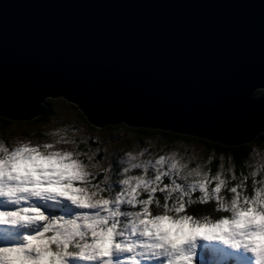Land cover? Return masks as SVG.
<instances>
[{
    "label": "water",
    "instance_id": "water-1",
    "mask_svg": "<svg viewBox=\"0 0 264 264\" xmlns=\"http://www.w3.org/2000/svg\"><path fill=\"white\" fill-rule=\"evenodd\" d=\"M264 0H0V117L63 98L94 127L264 133ZM247 142V143H248Z\"/></svg>",
    "mask_w": 264,
    "mask_h": 264
},
{
    "label": "snow or ice",
    "instance_id": "snow-or-ice-1",
    "mask_svg": "<svg viewBox=\"0 0 264 264\" xmlns=\"http://www.w3.org/2000/svg\"><path fill=\"white\" fill-rule=\"evenodd\" d=\"M53 135L0 142V264H264V160L237 174L180 144L101 157Z\"/></svg>",
    "mask_w": 264,
    "mask_h": 264
},
{
    "label": "rangeland",
    "instance_id": "rangeland-1",
    "mask_svg": "<svg viewBox=\"0 0 264 264\" xmlns=\"http://www.w3.org/2000/svg\"><path fill=\"white\" fill-rule=\"evenodd\" d=\"M49 108H51L52 112H50V117L47 119L45 125L42 127H39L38 123L36 122H32L31 124L16 123L12 126L13 128L16 129V131H22V132L26 131L27 135L25 136L18 135L13 137L10 143L14 145H11V147L15 146L18 142L53 143L55 139L60 138V136H54L53 133L63 132L64 136H68L72 134L73 130L76 131L77 139H79L88 130V126L85 124V121L80 120L78 118L77 115L78 113H80V111L77 109V107L74 104H71L66 101L64 102L63 98L60 97V98H54V102L51 103ZM76 124L77 127H75ZM110 126H116V128H112ZM122 126L123 124L119 123L116 125H105L100 128L96 127L98 128V130L90 129V131L93 132V134L95 135V140L99 143L98 146H94V147L95 149L99 148L102 151L100 153L102 154V157H105L106 154L109 152L117 153L122 156L123 153L126 151L129 150L139 151L140 149H147L149 152L159 153L161 151L169 150V148H172L176 144V143H164V139H160L159 140L160 144L159 146H157L156 140L142 139L141 137L134 138V136L136 137V134L128 130V128H126L125 126L124 127ZM38 131L39 132L42 131V133H46V134L41 136L40 138H37L36 136H38L37 135ZM154 138L159 139L157 138V136H155ZM193 143L194 144L190 145V149L182 146L180 150L184 151L186 149L188 154L197 156L199 158L197 162H201L200 160L204 161L205 158H202L205 154L202 147L203 145L197 142H193ZM5 145L7 146L6 143ZM56 147L61 149L71 148L70 145H64V144L56 145ZM77 148L78 150H81L78 147V145ZM249 155L251 158L250 160L251 163L264 160L263 147L260 145H252Z\"/></svg>",
    "mask_w": 264,
    "mask_h": 264
},
{
    "label": "trees",
    "instance_id": "trees-1",
    "mask_svg": "<svg viewBox=\"0 0 264 264\" xmlns=\"http://www.w3.org/2000/svg\"><path fill=\"white\" fill-rule=\"evenodd\" d=\"M253 98H261L264 97V91L262 89H256L252 94ZM54 102V99L47 98L42 104V112L41 114L32 120H24V121H13L8 120L5 118L0 117V142H4L7 144V147H11V145H14L11 142L13 137L22 135H27L26 131H16L15 128L12 126L16 123H25V124H31L32 122L38 123L39 127H42L45 125V122L50 117L51 108L49 106L51 103ZM65 102V101H64ZM78 118L80 120L85 121V124L88 126V130L84 135H82L83 138L90 141V145L86 143H79L78 147L82 151H87L88 147L91 146L95 149L94 146H98V142L95 140V135L92 130H98V128L90 125L86 119L84 118V115L80 112L78 113ZM123 125L122 127H124ZM77 127V124L76 126ZM109 127V126H107ZM112 128H116V126H110ZM128 130L136 134V137H141L142 139H148V140H156V145L159 146L160 139H164V143H176L180 144L184 147H187L190 149V145L194 144L193 142H197L202 144L203 151L205 152L204 156L202 158H205L204 160H207L209 156L212 157L211 161L208 164V167L210 170L215 171L221 164H223L225 167H227L230 164L234 166V169L237 174L241 172V170L247 172L250 169L246 167L247 164L251 163L249 152L251 151L252 145H260L263 147L264 150V133L259 134L254 140L251 142L238 145V146H224L218 143L210 142L206 139H200L196 138L194 136H189L185 134H179V133H172L170 131H163V130H157V129H145V128H134V127H127ZM20 132V133H19ZM46 133H42V131H38L36 136L37 138H40L41 136L45 135ZM133 135V134H132ZM157 136L156 139L154 138ZM163 143V144H164ZM250 145V146H249ZM99 149V148H96ZM102 151L99 149V155L102 157V154H100ZM245 157H248V159H245ZM203 161V160H200ZM250 184V181H249ZM214 209V203L213 204H207V205H193L191 206L188 211L189 213H200V214H207L210 210Z\"/></svg>",
    "mask_w": 264,
    "mask_h": 264
},
{
    "label": "clouds",
    "instance_id": "clouds-1",
    "mask_svg": "<svg viewBox=\"0 0 264 264\" xmlns=\"http://www.w3.org/2000/svg\"><path fill=\"white\" fill-rule=\"evenodd\" d=\"M258 89H260V88H258ZM262 90H264V89H262ZM46 100V99H45ZM64 100V99H63ZM65 101V100H64ZM67 102V101H66ZM43 103V102H42ZM72 104V103H71ZM76 106V105H75ZM77 107V106H76ZM78 109V108H77ZM79 110V109H78ZM80 111V110H79ZM81 112V111H80ZM82 113V112H81ZM41 114V113H40ZM85 118V117H84ZM86 119V118H85ZM87 121V120H86ZM123 125H125L124 123H122ZM125 126H127V125H125ZM128 127V126H127ZM186 135V134H185ZM190 136V135H189ZM197 138V137H196ZM201 139V138H200ZM219 144V143H218ZM64 150H71V148H65ZM30 159L31 160H35L36 158L34 157V156H30ZM68 191L69 192H73L74 190H72V189H68ZM74 199H79V200H81V201H83V197H73Z\"/></svg>",
    "mask_w": 264,
    "mask_h": 264
},
{
    "label": "bare ground",
    "instance_id": "bare-ground-1",
    "mask_svg": "<svg viewBox=\"0 0 264 264\" xmlns=\"http://www.w3.org/2000/svg\"><path fill=\"white\" fill-rule=\"evenodd\" d=\"M3 206H5L3 203H0V208H3Z\"/></svg>",
    "mask_w": 264,
    "mask_h": 264
}]
</instances>
